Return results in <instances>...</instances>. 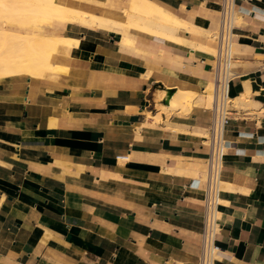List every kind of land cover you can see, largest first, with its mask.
Listing matches in <instances>:
<instances>
[{
	"label": "crops",
	"instance_id": "0c3cea01",
	"mask_svg": "<svg viewBox=\"0 0 264 264\" xmlns=\"http://www.w3.org/2000/svg\"><path fill=\"white\" fill-rule=\"evenodd\" d=\"M60 1L120 22L130 4ZM149 1L199 32L148 19L176 40L132 28L125 46L56 22L81 42L63 67L0 84V264H198L216 54L191 44L217 53L221 0ZM237 8L217 264H264V0Z\"/></svg>",
	"mask_w": 264,
	"mask_h": 264
},
{
	"label": "bare ground",
	"instance_id": "6f19581e",
	"mask_svg": "<svg viewBox=\"0 0 264 264\" xmlns=\"http://www.w3.org/2000/svg\"><path fill=\"white\" fill-rule=\"evenodd\" d=\"M129 2V7L121 10L126 17L125 22H120L113 20L112 16L113 19L70 7L60 0H0V27L4 28V30L0 28V83L23 76L41 79L46 73L55 71L58 64L59 67H63L64 63L61 60L64 56L58 53L60 49L74 51L80 48V40L50 35L51 23L77 22L99 27L107 32L115 31L122 34L125 46L131 45L134 41L125 34L131 32L132 28L170 41L176 38L165 33L163 31L165 27L175 29L179 26L188 30V33L199 32L195 27L179 21L173 14L149 0ZM148 19L154 20L163 29L150 28L146 24ZM191 46L216 54V50L206 46L197 44ZM209 96L212 103V86ZM175 99L174 103L179 105L190 102L189 95L185 93H179Z\"/></svg>",
	"mask_w": 264,
	"mask_h": 264
},
{
	"label": "built area",
	"instance_id": "2783aa9c",
	"mask_svg": "<svg viewBox=\"0 0 264 264\" xmlns=\"http://www.w3.org/2000/svg\"><path fill=\"white\" fill-rule=\"evenodd\" d=\"M238 17L237 0H221V21L215 36L218 47L213 69V117L207 135L210 152L205 179L202 248L198 264H217L220 257L218 237L221 231L222 174L227 153L225 134L233 104L231 83L239 77L236 73L235 53Z\"/></svg>",
	"mask_w": 264,
	"mask_h": 264
},
{
	"label": "rangeland",
	"instance_id": "374dc122",
	"mask_svg": "<svg viewBox=\"0 0 264 264\" xmlns=\"http://www.w3.org/2000/svg\"><path fill=\"white\" fill-rule=\"evenodd\" d=\"M54 23H51V25H53ZM237 24H238V21H237ZM1 28V30H4V28L3 27H0ZM26 33H30V32H26ZM24 77V76H23ZM1 84V83H0Z\"/></svg>",
	"mask_w": 264,
	"mask_h": 264
},
{
	"label": "water",
	"instance_id": "95a60500",
	"mask_svg": "<svg viewBox=\"0 0 264 264\" xmlns=\"http://www.w3.org/2000/svg\"><path fill=\"white\" fill-rule=\"evenodd\" d=\"M168 94H169V96H171L173 94V92L172 91H169Z\"/></svg>",
	"mask_w": 264,
	"mask_h": 264
}]
</instances>
